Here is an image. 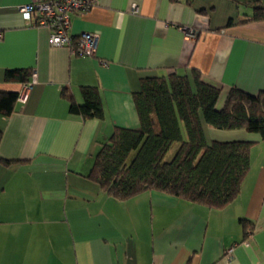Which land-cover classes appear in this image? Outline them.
<instances>
[{
  "label": "crops",
  "instance_id": "obj_1",
  "mask_svg": "<svg viewBox=\"0 0 264 264\" xmlns=\"http://www.w3.org/2000/svg\"><path fill=\"white\" fill-rule=\"evenodd\" d=\"M30 0H0V92L20 94L0 115V264H264V140L202 123L210 142H251L237 197L210 209L154 191L117 200L88 176L115 128H137L132 94L144 77L174 73L228 90L264 91V0H93L68 34L97 36L93 58L48 45L50 30L26 23ZM185 29L194 31L190 38ZM102 63H106L103 65ZM7 70L30 72L26 84ZM97 88L103 117L69 112ZM246 228V229H245Z\"/></svg>",
  "mask_w": 264,
  "mask_h": 264
},
{
  "label": "trees",
  "instance_id": "obj_2",
  "mask_svg": "<svg viewBox=\"0 0 264 264\" xmlns=\"http://www.w3.org/2000/svg\"><path fill=\"white\" fill-rule=\"evenodd\" d=\"M249 4L253 14L248 21H264V6L258 1ZM29 77L27 70L4 73L6 82L26 84ZM221 92L196 71L191 81L174 73L167 78H142L139 90L132 94L138 127L115 128L88 177L120 201L154 191L210 209L223 208L239 193L250 167L252 143H207L202 123L217 130H245L264 140V91L251 95L232 87L218 109ZM62 95L69 100L70 114L82 119L103 117L97 88H81V105L66 89ZM17 100L18 93L0 92V115L9 117ZM174 144L173 156L165 160Z\"/></svg>",
  "mask_w": 264,
  "mask_h": 264
},
{
  "label": "built area",
  "instance_id": "obj_3",
  "mask_svg": "<svg viewBox=\"0 0 264 264\" xmlns=\"http://www.w3.org/2000/svg\"><path fill=\"white\" fill-rule=\"evenodd\" d=\"M93 6V0H30L19 8L23 20L35 27H45L50 30L48 45L65 47L71 55L93 58L97 51V36L83 33L77 38L68 34L73 14L84 13ZM186 36L195 37L194 31L185 29ZM2 33L0 32V40ZM106 65V63H102ZM30 85H24L18 100L23 102Z\"/></svg>",
  "mask_w": 264,
  "mask_h": 264
},
{
  "label": "rangeland",
  "instance_id": "obj_4",
  "mask_svg": "<svg viewBox=\"0 0 264 264\" xmlns=\"http://www.w3.org/2000/svg\"><path fill=\"white\" fill-rule=\"evenodd\" d=\"M176 148H177V144H174V145L172 146L170 152H169V153L167 154V156L165 157V160H169V159L173 156V154H174Z\"/></svg>",
  "mask_w": 264,
  "mask_h": 264
}]
</instances>
